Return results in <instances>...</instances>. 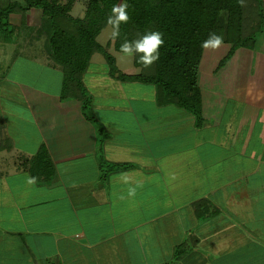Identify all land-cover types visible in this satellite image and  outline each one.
<instances>
[{
  "label": "crops",
  "instance_id": "crops-1",
  "mask_svg": "<svg viewBox=\"0 0 264 264\" xmlns=\"http://www.w3.org/2000/svg\"><path fill=\"white\" fill-rule=\"evenodd\" d=\"M42 61L62 72L48 55ZM244 75L208 72L207 89L219 85L214 95H224L226 103L217 117L218 105L203 108L202 137L183 143L136 136L130 144L97 119H86L80 101L60 94L53 109L36 108L27 99L35 133L43 136L38 149L49 151L59 179L40 183L15 171L0 178V233L19 239V264H35L30 251L63 264H264V103L237 102L245 101L246 91L229 80ZM198 83L202 89L199 73ZM2 114L0 133L7 138L12 124ZM98 124L108 133L102 145L108 165H128L107 174V181L103 170L110 168L101 170L98 161ZM200 200L211 203L203 219L192 208ZM11 206L19 214L7 212Z\"/></svg>",
  "mask_w": 264,
  "mask_h": 264
},
{
  "label": "trees",
  "instance_id": "trees-1",
  "mask_svg": "<svg viewBox=\"0 0 264 264\" xmlns=\"http://www.w3.org/2000/svg\"><path fill=\"white\" fill-rule=\"evenodd\" d=\"M65 0H1L0 20L9 16L6 13L17 9L42 10V26L28 32L19 27V53L25 46L22 39H29L31 34L47 33L48 62L54 68L63 71V99H74L82 102L83 112L90 109L94 98L85 87V78L91 67V60L96 53L105 57L108 74L114 80L123 83H139L153 85L156 88L157 102L160 105H175L186 108L202 123L203 93L198 83V73L205 50L203 42L211 34L223 37V45L230 44L225 59L247 41L253 40L255 34L263 31L264 0H90L88 12L84 16L72 15L75 1ZM127 4L130 20L120 24L117 29L108 23L114 5ZM114 32L104 48L97 38L107 27ZM7 36L10 43L16 44L14 28ZM159 31L163 34L164 45L159 49V59L150 67L144 68L137 63L139 54H133L134 66L140 71L137 74H125L117 68L116 58L110 49L120 52V46L127 41L140 39L148 32ZM10 37V39H8ZM224 60L221 61V64ZM87 118V117H86ZM96 123L94 118H87ZM97 132L100 139L98 161L102 177L106 179L115 170L128 168L127 164L108 165L103 155V141L107 131L98 124ZM13 169V170H12ZM13 171L28 175L40 183L58 181V171L49 151L42 147L36 154L18 150L10 138L0 141V178L9 176ZM198 219L207 217L211 210L208 200H200L192 204ZM29 248V245L25 243ZM30 251V250H29ZM31 257L35 264H63L55 257L40 260L32 251ZM178 254V253H177ZM174 262V261H173ZM167 262L164 264H171Z\"/></svg>",
  "mask_w": 264,
  "mask_h": 264
},
{
  "label": "rangeland",
  "instance_id": "rangeland-1",
  "mask_svg": "<svg viewBox=\"0 0 264 264\" xmlns=\"http://www.w3.org/2000/svg\"><path fill=\"white\" fill-rule=\"evenodd\" d=\"M19 1L22 2V0ZM68 1H75L71 12L73 16L81 17L88 12L90 0H65L60 4H66ZM1 10L3 8L0 0ZM32 11H34L33 14ZM6 15L9 16L0 20V122L3 121L2 112H5L4 122L12 124L9 131L6 129L9 135L7 137H10L17 148L20 145L26 152L36 154L43 147L38 149L39 141L43 136L35 133L34 117L29 116L25 107L28 103L27 99L36 108L57 109L60 104L58 96L62 95L63 71L48 68L42 61L48 55V35L45 32L40 34L38 31L31 34L28 40L21 39L25 46L20 53L17 51L19 34L24 38V32H19V27H25L28 32H31L33 27L35 29L41 27L43 24L41 9H18ZM7 27L10 31H13V28L16 30V44L5 43L7 36L12 35L11 32H7ZM262 27V32L256 33L253 40L238 47L235 50L236 53L227 60L225 56L231 50L230 44L205 50L199 69V81L203 90L202 110L206 108L208 112L210 106L218 105L214 107V115L217 117L221 113V106L226 103L224 95L216 97L214 95V90L219 88V85H215L211 91L207 89V81H212L207 80L208 72L214 71H243L245 75L242 78L229 80L237 84L241 83L240 86L246 91L242 93L245 101L237 100V102L264 103V20ZM113 32V27H107L98 36L97 41L105 48ZM110 54L116 58L117 68L121 72L131 75L140 71L134 66L133 55H125L115 51L114 48L110 49ZM222 60H224L223 64H221ZM108 68L105 57L101 52L96 53L89 69L91 73L89 72L88 76L86 74L84 83L89 94L94 98L90 109L86 111L87 118L97 119L116 137H128L130 144L135 143L136 136H150L153 142L160 138H165L167 141L182 139V143L185 142L186 137H202L203 125L189 110L175 105H160L156 101V88L153 85L130 84L108 79ZM99 92L103 96L97 97ZM218 97L220 101L216 102ZM42 119L47 120L49 116L47 118L42 116ZM74 121L71 119L69 123ZM43 134L47 135L45 132ZM5 140V135L0 133V141ZM169 146L174 145L169 144ZM104 180L107 181V179ZM171 185L175 188L176 182H172ZM10 203L16 204L15 201ZM6 211L19 214V210H15L12 206L7 207ZM3 224L9 229L19 231L14 224L6 221ZM74 230L75 228L67 229L64 233ZM77 235L79 236L78 233L73 234L74 237ZM0 264H19V239L15 237L4 239L0 233Z\"/></svg>",
  "mask_w": 264,
  "mask_h": 264
},
{
  "label": "clouds",
  "instance_id": "clouds-1",
  "mask_svg": "<svg viewBox=\"0 0 264 264\" xmlns=\"http://www.w3.org/2000/svg\"><path fill=\"white\" fill-rule=\"evenodd\" d=\"M243 3V0H240ZM127 4L114 5L112 15L108 17V23L118 29L120 24H127L130 17L127 12ZM223 44V37L211 34L209 39L203 42L204 48H219ZM164 45L163 34L159 31L148 32L135 41H125L120 46V51L125 55L139 54L137 63L144 68H150L159 59V49ZM29 182H33L30 180Z\"/></svg>",
  "mask_w": 264,
  "mask_h": 264
}]
</instances>
